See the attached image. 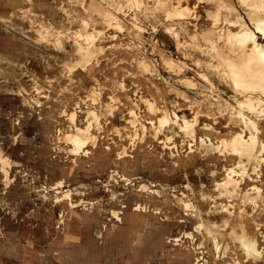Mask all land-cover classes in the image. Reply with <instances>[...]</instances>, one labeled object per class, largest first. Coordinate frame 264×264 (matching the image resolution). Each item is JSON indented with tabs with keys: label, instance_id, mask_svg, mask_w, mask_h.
I'll list each match as a JSON object with an SVG mask.
<instances>
[{
	"label": "rangeland",
	"instance_id": "rangeland-1",
	"mask_svg": "<svg viewBox=\"0 0 264 264\" xmlns=\"http://www.w3.org/2000/svg\"><path fill=\"white\" fill-rule=\"evenodd\" d=\"M197 1L0 0V264H196L201 242L204 264H264L244 263L232 238L244 229L264 248V164L257 181L221 194L216 182L237 164L208 162L190 153L189 136L160 126L165 113L190 120V102L207 103L208 90L172 70L192 67L199 43L209 46L202 36L216 27L217 5H232L252 26L238 0ZM176 5L189 13L183 28L174 25L178 38L167 18ZM196 76L182 80L201 83ZM87 126L86 152L73 153L67 136ZM225 126L217 130L230 136ZM253 185L263 190L255 201ZM222 206L234 218L217 237L229 247L219 257L206 230L195 231L210 213L229 219Z\"/></svg>",
	"mask_w": 264,
	"mask_h": 264
},
{
	"label": "bare ground",
	"instance_id": "bare-ground-1",
	"mask_svg": "<svg viewBox=\"0 0 264 264\" xmlns=\"http://www.w3.org/2000/svg\"><path fill=\"white\" fill-rule=\"evenodd\" d=\"M238 1L240 7L241 5L243 8L245 7L244 11L252 25L251 27L242 16V12L240 13L232 5L226 4L223 1V3L217 5V12H215L216 14L214 13L215 24H213L216 26L215 29L209 30L207 35L202 36L203 40L209 46L206 49H202V46H200L201 42L199 43L192 67L186 63L183 64L184 62L178 66L176 65V69L175 67H170V69L173 68L172 73H175L174 76L180 78L178 82L180 80L181 83L188 85V87L191 86L194 90H208L209 94L205 99L207 103H199L202 100H199V102L196 100L190 102L187 106L192 114L190 120L187 116L184 115L181 118L176 113H173L172 117L169 116L170 114L168 115L165 113L160 119L161 128H177L183 134L189 136L193 143L190 148L192 150L190 153L203 154L208 162H217L223 157L225 158V162L232 161L237 164L238 172L235 171L236 167L230 169L226 168V177L221 182H216L215 184L216 190L219 192L224 191L225 194L229 189L231 190L230 193L235 192L242 181H245L247 178L251 181L255 179V181H257V179L261 178L256 168H258L261 163L264 164V136L261 131L262 125L260 122L264 121V119L261 120L264 117V0ZM177 3L179 4V2ZM200 3L203 2L200 1ZM171 4L172 2L170 5ZM172 10L173 11L168 13L167 17L171 23V26L169 25V32L178 38L179 34L176 33L174 25L175 23H179L182 27L181 22L189 19V13H187V7H182L180 5L174 7ZM222 10H227L228 13L223 15L221 14ZM216 29L220 30L217 31ZM190 40H192V38ZM221 41L223 45L218 46L217 43ZM178 45L180 46L181 44L177 42V46ZM195 47L197 48V46ZM89 56H91V52L87 53V57ZM191 72L197 75L196 77L201 83L194 84L191 80H182V77ZM216 79H218L217 81L224 89L229 88L230 90L231 88L234 94L233 102H235V104L223 100L215 86ZM199 93H201V90ZM182 98H184V96ZM215 98L216 100H214ZM208 104L214 109L207 107ZM173 107L175 108V106ZM221 108L225 109L221 110ZM176 110L182 112V110L178 108ZM223 124H226L224 128L227 132L231 133L230 136H224L221 132H218L217 129H222ZM202 125L203 128L201 130L204 133L203 137L198 134V129H200ZM90 126H87L85 129L76 128L75 135L67 136V139L73 145V153H78L80 151L86 152L85 149L88 147V141L91 139ZM161 135V133L157 132L154 137L161 140L162 138L159 137ZM166 135L167 134L162 135L164 137L161 140L163 149L173 150L171 145H169L171 139L169 140ZM191 157L195 156L191 155ZM194 163L197 164L198 161L195 160ZM253 165L254 169L252 174H250V168L248 169V167ZM214 166H216V164H214ZM252 175H255L256 178H252ZM236 177H238V179H236ZM250 190L258 195L253 201L259 198L263 193L262 188L257 185H253ZM212 201L214 202V199H212ZM186 207L189 208L190 206L186 205ZM222 207L223 211L221 213L227 214L229 219L223 217L218 218L216 217L217 215L210 213L207 215V224L201 221L195 231V233L201 234L203 230H206L209 238V240L206 241L209 243V247L213 249V252L217 253L219 257L225 256L229 247L225 242L221 244L217 237L221 235L222 230L231 226L234 218L233 212L229 211L225 206ZM198 218L203 220L200 213L198 214ZM181 223H183V221H181ZM232 234L233 241L238 243L239 249L243 253L245 258L243 261L244 263L249 262V260L258 261L263 259L264 248L261 249L258 241L248 236L244 229H241L238 233L232 232ZM184 235L183 238L191 240L190 244L195 243L196 239L192 234ZM173 241L181 242L179 239ZM204 245L205 243L203 244L201 242L195 248L197 250V252L195 251L196 254L199 255V252L203 254L201 250L205 248ZM183 256L185 257V255ZM199 258L200 257H197L195 260L197 261Z\"/></svg>",
	"mask_w": 264,
	"mask_h": 264
},
{
	"label": "built area",
	"instance_id": "built-area-1",
	"mask_svg": "<svg viewBox=\"0 0 264 264\" xmlns=\"http://www.w3.org/2000/svg\"><path fill=\"white\" fill-rule=\"evenodd\" d=\"M199 255H200V258H199V260L196 261V263H198V264H204L203 262L207 263V260H205L203 254L201 252Z\"/></svg>",
	"mask_w": 264,
	"mask_h": 264
}]
</instances>
